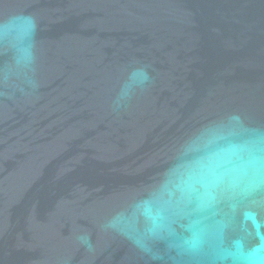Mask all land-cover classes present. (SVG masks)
<instances>
[{"label": "water", "instance_id": "obj_1", "mask_svg": "<svg viewBox=\"0 0 264 264\" xmlns=\"http://www.w3.org/2000/svg\"><path fill=\"white\" fill-rule=\"evenodd\" d=\"M0 264H264V0H0Z\"/></svg>", "mask_w": 264, "mask_h": 264}]
</instances>
